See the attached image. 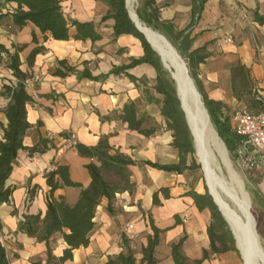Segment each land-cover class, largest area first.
Masks as SVG:
<instances>
[{
	"label": "crops",
	"instance_id": "0c3cea01",
	"mask_svg": "<svg viewBox=\"0 0 264 264\" xmlns=\"http://www.w3.org/2000/svg\"><path fill=\"white\" fill-rule=\"evenodd\" d=\"M161 17L172 22L177 29L185 28L191 22V0H156ZM64 14L70 20L93 21L98 24L101 38L73 37L75 27L70 28V38L58 40L50 35L46 40L32 23L17 29L10 22H0V44L10 52L15 46L26 44L19 52L20 68L37 74L39 78L27 88L35 101L27 107V118L31 123L24 137L26 147L36 144L40 137L54 134L50 146L44 152L30 153L21 149L14 163L7 185L13 186L10 202L0 205L1 238L6 248L9 264H33L41 260L46 264L47 246L36 235L21 230L19 225L27 214L40 213L47 209V195L50 187L45 172L56 164L69 166L72 180L79 186L58 188L54 197L62 196L70 205L76 203L81 189L91 181L86 164L89 157L78 153L76 146L66 147L64 131L76 136L77 142L94 145L107 136L110 144L137 161L130 166L135 188L132 193L120 192L113 200L102 198L95 210L94 228L89 243L72 251V257L63 262L57 260L68 247L61 233L52 236L50 243L52 264H106L109 257L132 251L136 264L142 261L143 248L148 236L153 233L148 223L151 216L161 229L160 241L155 248V264H174L171 246L183 238L182 253L194 261L202 258L209 250L210 240L207 226L211 215L208 209L200 210L193 198L186 194L192 188L203 192L187 177L189 171L178 174L156 169L143 163L146 160L161 164L178 161V152L172 146V131L160 128L154 134L145 136L128 128L120 118L123 105L132 100L140 112L150 113L163 123L159 105L153 97H160L152 88L156 70L149 63L132 67L129 72L137 79L132 81L126 75H109L105 79L93 80L81 77L86 67L93 76L108 73L114 65L128 63L132 57L143 54L141 41L132 34H121L114 38L113 19L101 21L107 6L100 0H62ZM264 15V0H208L201 17L191 27L195 37L193 47L208 44L211 54L200 63V77L210 98L223 101L229 107L237 103L230 88V66L244 63L260 87L264 82V24L254 20L253 11ZM35 32L37 42L33 41ZM232 40L229 41L228 38ZM38 45L44 50L38 53L34 63L28 66L27 56ZM7 53L0 49V90L4 83L15 82L12 70L6 67ZM59 60H65L76 70L66 77L54 74ZM146 78V84L140 81ZM7 97H0V123L5 126ZM3 128L0 126V139ZM161 187H169L171 197L161 194L160 205L153 203V194ZM33 198L28 201L29 194ZM133 224L136 238H126L124 229ZM67 231V230H66ZM201 264H237L234 251L210 254Z\"/></svg>",
	"mask_w": 264,
	"mask_h": 264
},
{
	"label": "trees",
	"instance_id": "16d2710c",
	"mask_svg": "<svg viewBox=\"0 0 264 264\" xmlns=\"http://www.w3.org/2000/svg\"><path fill=\"white\" fill-rule=\"evenodd\" d=\"M100 1H103L107 6L101 21L109 18L113 19L114 38L121 34L136 36L141 41L143 54L139 57H132L128 63L114 65L108 73L100 76H93L85 67L81 72V77L99 80L101 78L105 79L111 74H124L136 82L138 78L132 75L129 70L141 63L151 64L156 70V78L152 88L160 95V97H153V100L159 105L160 115L164 120L163 123H159L148 112H140L137 103L132 100L123 105L119 116L123 122L128 124L129 129L136 130L145 136L154 134L160 128L172 131L173 141L171 144L178 152V161L161 164L146 160L143 163L156 169L178 174L201 168L195 155L192 135L184 112L180 107L174 81L168 76V72L163 69L158 56L147 43L143 34L134 25L126 7V0ZM207 1L191 0V22L182 29H177L172 22L161 17L160 7L157 5L156 0H141L136 11L140 19L149 26L159 31L156 26L157 23L169 34L168 36L160 31L177 47L176 49L186 61L189 73L202 96L214 128L224 141L227 149L238 160L237 146L240 138L234 132L233 113L237 109H247L244 105L245 101L254 110L251 112L259 113L264 111V103L261 98H257L253 93L256 87L254 78L250 69L241 62L230 66V88L232 95L237 100L234 107H229L223 101L209 97L200 77V63L204 62L211 52L208 49V44L194 48L193 41L195 37H192L189 31L196 20L201 17ZM253 17L257 22L264 24V15L257 10L253 11ZM4 21L10 22L17 29H22L30 22L40 30L44 40L49 35L54 39L67 40L70 38L71 27H75L76 32L73 37L76 39H90L95 42L102 36L98 24L95 22L67 18L62 8V0H0V22ZM32 37L33 41L37 42L35 32L32 33ZM25 46L26 44L15 46V51L10 52L4 45L0 44V49L5 51L8 57L5 65L12 70L15 77V82L4 83L0 90V97L5 96L8 98L4 110L7 124L3 126L0 123L3 128V136L0 139V205L11 201L14 187L7 185V180L10 177L19 151L28 149L30 153L44 152L50 146V139H52L42 136L33 146L26 147L24 145V137L31 127V123L27 118V107L35 101L33 95L28 92L25 83V80L32 78L34 74L20 68L19 52ZM42 50H44L43 45L35 46L31 50L27 56L28 66L34 63L36 55ZM74 70H76L75 66L68 65L65 60H59L54 74L66 77ZM140 81L144 84L148 82L146 78H140ZM70 133V131H64L61 136L67 138ZM75 146L80 155L91 159L86 164L91 178L89 185L81 189L80 196L73 205L68 204L63 196L56 199L53 195L56 189L82 186L80 182L72 180L68 165L56 164L54 168L45 172L46 182L50 189L47 195V209L44 216L41 217L40 213L27 214L19 225L21 230L36 235L40 240L45 241L47 246L46 264H52L56 259L52 255L50 243L54 234L61 233L68 245L64 249L63 255L57 260L63 262L70 259L75 248L86 246L89 243L90 233L95 225V210L101 199L113 200L118 193L124 191L132 193L135 188V182L131 178L130 166L136 164L137 161L110 144L107 136L101 137L98 143L94 145L77 142ZM245 167L251 175H254L255 171L264 168L260 166ZM160 194L164 198L171 197L170 188L161 187L154 192L153 203L155 205L161 204ZM186 194L193 198L198 209L203 210L206 208L210 211L211 220L207 226L210 248L204 250L202 258L190 261L182 253L183 238H181L171 246L174 264H201L202 260L210 254H222L228 251L239 254L231 230L207 189L203 192H197L192 188ZM32 198L33 192L29 194L28 201H31ZM148 223L153 233L148 236L147 245L143 248L142 261H145L146 264H155L154 251L160 241L162 230L155 225L151 216H148ZM256 228L264 236L261 223L256 224ZM1 229L2 224L0 222V264H9L7 251L1 238ZM33 264H42V261L36 260ZM106 264H136V258L132 251L122 252L114 257H109Z\"/></svg>",
	"mask_w": 264,
	"mask_h": 264
},
{
	"label": "bare ground",
	"instance_id": "6f19581e",
	"mask_svg": "<svg viewBox=\"0 0 264 264\" xmlns=\"http://www.w3.org/2000/svg\"><path fill=\"white\" fill-rule=\"evenodd\" d=\"M135 1L127 0L132 18L161 53L167 71L178 81L183 105L196 137L204 180L234 231L242 251V262L264 264V246L251 212L249 194L206 112L184 58L163 33L140 19L134 9Z\"/></svg>",
	"mask_w": 264,
	"mask_h": 264
},
{
	"label": "built area",
	"instance_id": "2783aa9c",
	"mask_svg": "<svg viewBox=\"0 0 264 264\" xmlns=\"http://www.w3.org/2000/svg\"><path fill=\"white\" fill-rule=\"evenodd\" d=\"M232 40L231 37L228 38ZM39 76L35 74L32 78L25 80L27 88L32 87V82ZM264 103V95L262 96ZM234 132L240 138L237 146L238 161L247 166L264 167V111L253 113L246 108L237 109L233 113ZM47 137L53 138L54 134L48 133ZM77 143L74 133L65 138L66 147H73ZM126 238L132 240L136 238L137 232L133 229V224H128L124 229Z\"/></svg>",
	"mask_w": 264,
	"mask_h": 264
},
{
	"label": "rangeland",
	"instance_id": "374dc122",
	"mask_svg": "<svg viewBox=\"0 0 264 264\" xmlns=\"http://www.w3.org/2000/svg\"><path fill=\"white\" fill-rule=\"evenodd\" d=\"M140 3H141V0H136L134 2L135 10L140 6ZM156 26L158 27L159 31H162L167 34V32L163 29L162 26H160L157 23H156ZM167 35L169 36V34ZM253 93L257 96V98L262 99V96L264 95V82L262 83V86L260 87L256 86L253 90ZM245 102H244V105H246L247 109L250 111H254ZM221 141L226 147L224 141L222 139ZM227 153H228V156L230 158V161L233 167L235 168V170L237 171V173L240 175L241 179L243 180L245 189L249 194L250 202H251V212L253 213L255 217L256 224L261 223L262 228L264 230V168L260 169L259 171H255L253 173L254 175H251L248 169L243 164H241L235 158L234 154H232L228 149H227ZM187 177L189 178L190 182L194 184V186H196L197 188L203 189V190L206 189V184H205L206 181L204 180V176H203V172L201 168L191 171ZM258 234L264 246V236H262V234H260L259 231H258ZM236 255H237V264H243L240 254L236 253Z\"/></svg>",
	"mask_w": 264,
	"mask_h": 264
},
{
	"label": "water",
	"instance_id": "95a60500",
	"mask_svg": "<svg viewBox=\"0 0 264 264\" xmlns=\"http://www.w3.org/2000/svg\"><path fill=\"white\" fill-rule=\"evenodd\" d=\"M126 7H127V9H128L129 16H130V18L132 19L134 25L136 26V28L138 29V31L141 32V33L143 34V36H144L145 40L147 41V43L150 45V47L152 48V50H153V51L156 53V55L158 56V58H159V60H160V63H161V65H162L163 69L167 71V69L165 68L164 59H163L161 53H160V52L158 51V49H157V48H156V47L150 42V40H149L148 37L146 36V33L144 32V30H142V28H141L140 26H138V25L136 24V22L134 21V19L132 18L131 13H130V10H129V8H128V2H127V0H126ZM184 63H185V65H186V69H187V71L189 72V68H188L187 63H186L185 60H184ZM167 72H168V71H167ZM168 75H169V77L174 81V84H175V86H176V93H177L178 99H179V101H180V107H181V109H182L183 112H184V115H185V118H186V122H187V124H188L189 130H190V133H191V135H192V139H193V143H194V148H195V155H196V157L198 158V157H199V154H198V149H197V143H196L197 141H196V137H195L194 132H193L191 126H190L189 119H188V116H187L186 110H185L184 105H183V100H182V97H181V94H180L178 81H177L176 77H175L173 74H170V73L168 72ZM190 76H191V75H190ZM191 78H192V77H191ZM192 80H193V78H192ZM193 82H194V80H193ZM194 84H195V82H194ZM195 86H196V84H195ZM196 88H197V87H196ZM197 90H198V89H197ZM198 92H199V91H198ZM199 93H200V92H199ZM200 96H201V94H200ZM201 98H202V96H201ZM202 103H203V105H204L203 100H202ZM204 107H205V105H204ZM205 109H206V107H205ZM206 112H207V114H208V116H209V113H208L207 109H206ZM209 118H210V117H209ZM216 132H217V131H216ZM217 134H218V133H217ZM225 148H226V147H225ZM226 150H227V149H226ZM198 159H199V158H198ZM198 161H199V163H200V167H201V169H202V163H201V160H198ZM205 184H206L207 192L211 195V197H212V199H213V202L217 205L218 210L221 212L222 216L224 217L225 221L227 222V224H228V226H229V228H230V230H231V233H232V235H233V237H234V240H235V247H236L237 250L239 251V254H240L241 258L243 259L241 248H240V246H239V244H238V240H237V238H236V236H235V234H234V231H233L232 227L230 226V223L228 222V220H227L226 217L224 216V213L222 212V210H221L219 204L216 202V200H215V198H214L212 192L210 191V189H209V187H208V185H207L206 182H205ZM243 264H246L245 260L243 261Z\"/></svg>",
	"mask_w": 264,
	"mask_h": 264
}]
</instances>
